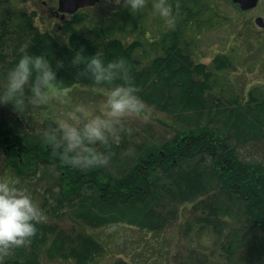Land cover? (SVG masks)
Here are the masks:
<instances>
[{
  "label": "trees",
  "instance_id": "16d2710c",
  "mask_svg": "<svg viewBox=\"0 0 264 264\" xmlns=\"http://www.w3.org/2000/svg\"><path fill=\"white\" fill-rule=\"evenodd\" d=\"M120 16L137 29L145 12L126 8ZM36 17L15 7L0 10V85L27 52L48 59L61 81L57 91L77 86L107 89L80 75L83 63L72 64L78 52L91 57L102 49L106 62L126 59L141 99L171 116L173 136L160 135L154 142L153 136L142 138L130 149L132 140L125 129L112 143L108 166L75 169L64 165L43 141V131L55 122L49 104L43 109L49 118L42 120L41 109L29 106L20 114L10 103H0V174L12 170L18 186L31 189L48 218L37 225L31 243L16 249L4 264H93L108 252V244L134 246L123 241L124 229L152 236L161 246L159 235L178 220L179 208L190 203L199 212L200 230L210 229L220 237L227 228L225 218H236L240 224L220 243L225 264H264V163L248 162L239 153L240 146L264 142V95L244 102L216 93V72L195 63L180 26L171 33L170 44L159 54L154 44L152 55L146 57L150 54L142 51L141 39L115 36L116 30H125L122 22L118 27L82 29L87 17L80 13L53 32L40 30ZM215 64L219 71L231 67L223 55ZM111 226L113 239L106 231ZM148 241L142 246L154 247ZM142 246L131 253H139ZM152 260L136 263L121 256L117 264ZM179 264H210L209 256L187 254Z\"/></svg>",
  "mask_w": 264,
  "mask_h": 264
},
{
  "label": "rangeland",
  "instance_id": "374dc122",
  "mask_svg": "<svg viewBox=\"0 0 264 264\" xmlns=\"http://www.w3.org/2000/svg\"><path fill=\"white\" fill-rule=\"evenodd\" d=\"M43 1H46L47 5H43ZM57 1L0 0V10L5 7H15L34 12L37 16L36 25L39 29L54 32L59 23L56 19L48 16V7L56 5ZM171 5L173 6V15L176 18L175 27L184 28L182 31L183 41L191 44L190 50L195 63L205 64L208 71L216 72L214 76L216 93L231 101L241 99L244 102L249 101L252 96L264 95V28L255 25L257 16L264 19V0H260L259 5L254 10L246 13L237 11L229 0H205L204 12L190 20L184 19L188 17L184 15L185 12L180 3H177V7L175 4ZM123 12L124 9H119L114 4H104L92 11L85 12L87 23L81 25L80 28L87 29L108 24L118 27V22H122L125 25V30H116L115 36L126 41L141 39L144 44L142 51L150 54L146 57L152 55L156 46L157 51L155 53L159 54L163 45L172 42L171 33L176 28L166 27L164 21L153 11L152 4L144 10L145 16L142 26L138 22L137 29L122 20L120 15ZM143 30L145 31L143 32ZM221 55L230 62L231 67L222 71L215 70V60ZM57 92L66 99H58L53 96L49 106L55 120L59 112L70 109L77 104L98 109L103 102L106 89H89L84 86H77L70 90ZM169 124H172L170 115L149 107L139 116L126 117L123 120V127L126 129L128 138L132 140L129 148H134L135 142L142 141V138L150 139L153 136L152 142H154L156 137L159 138L160 135H163L161 138L167 136L170 139L173 136V130L168 126ZM240 148L239 153L242 159L248 162L264 163V142H253L246 146H240ZM34 188L39 191L41 185L37 184ZM27 189L29 192L31 191L30 188ZM203 200L202 198L198 201ZM198 214L199 212L193 211V204L191 203L181 206L178 211V220L168 227L163 234L159 235L161 246L158 242H154L152 236L121 229L123 230V241L130 240L134 246L125 249L123 246L108 244V252L98 257L93 264H117L121 256L136 263L153 259L152 264H179L185 261L187 254L198 256L207 254L210 264H225L226 259L223 256L224 251L221 249L220 243L222 244L226 239L225 236L240 224L236 218H225L227 228L219 237L210 229H199L201 226L196 222ZM106 231L108 237L113 239L115 236L114 227L111 226ZM88 232L96 234L98 231ZM150 239L154 247L142 246V242L148 243ZM136 246L145 247L149 252L143 248L139 253L132 254L131 252ZM178 252L181 254H176Z\"/></svg>",
  "mask_w": 264,
  "mask_h": 264
},
{
  "label": "clouds",
  "instance_id": "9594fccd",
  "mask_svg": "<svg viewBox=\"0 0 264 264\" xmlns=\"http://www.w3.org/2000/svg\"><path fill=\"white\" fill-rule=\"evenodd\" d=\"M120 3L121 0H115L116 5ZM123 6L140 11L148 6V0H124ZM152 9L166 27H175L176 18L169 0H153ZM82 63L85 68L80 75L95 85L109 86L102 104L98 109L77 104L59 112L54 126L44 130L42 138L64 165L83 170L108 166L114 155L112 143L125 131L123 120L131 115L139 116L148 106L138 95L141 90L132 81L125 58L106 62L101 49L91 57L78 52L72 64ZM117 80L122 82L116 83ZM60 85L48 59L26 52L7 71L0 85V103H10L20 114L29 106L41 109L38 118L48 119L43 109L53 96L66 99L57 92ZM18 185L12 170L0 174V264L16 249L28 246L37 235V225L48 219L28 189Z\"/></svg>",
  "mask_w": 264,
  "mask_h": 264
},
{
  "label": "flooded vegetation",
  "instance_id": "af4514ba",
  "mask_svg": "<svg viewBox=\"0 0 264 264\" xmlns=\"http://www.w3.org/2000/svg\"><path fill=\"white\" fill-rule=\"evenodd\" d=\"M152 1L153 0H148V3L152 4ZM169 2L172 4L174 3H186V4H190V8L192 10H195L197 9V13H195L196 15H201L204 10V3H205V0H169ZM47 4V2H46ZM104 4H114L115 7H118L119 9H125L126 7H124V2H121L120 5H116L115 4V0H101L98 4H96L95 6H92V7H84V8H81L80 10H78L76 13L74 14H70L69 12H66V11H63V10H60V6H59V3L57 1V4L54 5V6H51V7H48V16L50 18H54L58 21L59 25H58V30H61L63 29V25H64V22H68L72 19L73 16L77 15V14H80V13H85V12H88V11H92L94 9H96L97 7H101L103 6ZM189 7V6H188ZM141 12L143 11L140 10ZM252 11V10H250ZM249 12V11H247ZM187 14L191 15L193 14L191 11L189 12H186Z\"/></svg>",
  "mask_w": 264,
  "mask_h": 264
},
{
  "label": "water",
  "instance_id": "95a60500",
  "mask_svg": "<svg viewBox=\"0 0 264 264\" xmlns=\"http://www.w3.org/2000/svg\"><path fill=\"white\" fill-rule=\"evenodd\" d=\"M100 0H59L60 10L69 12L71 14L76 13L80 8L94 6ZM124 2V0H122ZM260 0H233L235 4H238L243 11H247L255 8ZM255 23L258 27L264 28V19L261 17L256 18Z\"/></svg>",
  "mask_w": 264,
  "mask_h": 264
}]
</instances>
